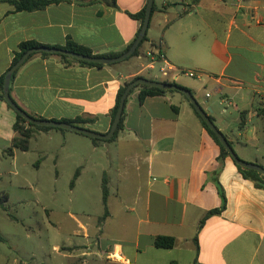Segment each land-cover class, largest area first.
<instances>
[{"label":"crops","instance_id":"0c3cea01","mask_svg":"<svg viewBox=\"0 0 264 264\" xmlns=\"http://www.w3.org/2000/svg\"><path fill=\"white\" fill-rule=\"evenodd\" d=\"M89 1L18 12L0 0V78L24 42L64 47L71 40L94 55H107L135 41L142 24L130 15L140 13L148 0H116V9ZM155 4L148 41L138 56L92 67L58 55L33 54L13 75L12 99L34 118L84 119L86 123L77 126L106 134L124 83L136 76L153 80L163 66L147 67V53L158 50L176 72L199 74L193 79L176 73L172 82L193 93L239 158L264 167V0ZM138 93L128 97L124 126L114 141L95 143L70 131L35 130L29 150L13 148L12 153L8 150L17 135V114L0 100V178L18 176L19 152L26 156L40 140V153L52 160L57 177L63 160H72L79 170L70 187L74 193L91 191V175L99 178L101 190L106 179L109 214L97 236L112 242L99 250L111 264H264V189L245 179L231 157L216 174L221 148L183 95L168 93L140 103ZM242 113L247 121L243 130ZM218 184L225 192L226 209L207 218L199 230L206 213L222 205ZM82 228L89 239V228ZM158 236L175 238V248L157 249Z\"/></svg>","mask_w":264,"mask_h":264},{"label":"rangeland","instance_id":"374dc122","mask_svg":"<svg viewBox=\"0 0 264 264\" xmlns=\"http://www.w3.org/2000/svg\"><path fill=\"white\" fill-rule=\"evenodd\" d=\"M52 144L56 148L58 140ZM43 146L39 140L26 156L19 152V175L0 178V264H111L99 251L112 244L97 236L105 213L99 178L91 175L87 195L74 193L73 161H61L57 177L52 160L40 153ZM82 224L89 228V239Z\"/></svg>","mask_w":264,"mask_h":264},{"label":"trees","instance_id":"16d2710c","mask_svg":"<svg viewBox=\"0 0 264 264\" xmlns=\"http://www.w3.org/2000/svg\"><path fill=\"white\" fill-rule=\"evenodd\" d=\"M69 1L70 0H6V2L11 4L12 6H14L15 10L18 11V12L40 11V10L46 9L50 5L59 4L61 2H69ZM95 2L105 3L107 6H109L111 8H114V9L118 8L117 4H116V0H90L89 1V3H95ZM198 2H199V0H194L195 4L198 3ZM145 11H146V8H144L140 13L135 14V15H130V16L133 19H136V20L140 21L141 24H143L144 19H145ZM155 11H156V4H154L153 11H152V16H153ZM147 41H148V34L145 36V38L141 42L138 50L135 52V54L132 57H135V56L139 55L141 47ZM131 45H129L122 52L111 53V54H107V55H94L93 52L90 49H88V48H86L84 46H80V45L72 42L71 40H69L64 47H56V48L64 49V50L71 51V52H76V53L83 54V55H86V56L118 57V56L122 55L123 53H125L126 51H128L130 49ZM42 46H44V45H41L40 43H37L35 41H28V42L21 43L19 45L18 51L15 52L14 59H13L11 67L15 63H17L18 60L23 56V54L26 53L28 50H30L32 48L42 47ZM153 46L154 45H152V47ZM41 54L44 55V56H51L52 55V54H48V53H41ZM58 56L62 60L66 61V62H72L73 61V62H78V63L83 64V65L92 66V67H102L103 66L101 64H93V63H88V62H84V61L75 60V59L66 57L64 55H58ZM129 59H127V60H129ZM138 78H145V77L136 76L133 80L138 79ZM4 80H5V76L0 78V100L6 102L5 99H4V96H3ZM133 80L125 82L124 85L120 88V90L118 92V95H117L116 106H115V108L112 111V122H113V120L115 118V115L117 113L121 97H122L123 93L125 92L126 87ZM162 82L172 83V84L177 85L175 82H170V81H167V80H162ZM179 87H181V86H179ZM181 88H184V87H181ZM136 90L139 91L138 99H139L140 103H143L149 97L163 96V95H166L168 93H180L178 91H165V90L158 89V88H150V87H146V86H137L131 91L130 95H132ZM180 94L183 95L182 93H180ZM185 99H187V98L185 97ZM126 103H127V101H126ZM191 107L193 108L196 116L200 119L201 123L207 129V131L209 132L211 137L215 140V142L221 148V154H220V156L218 158L220 166H219V169L216 172V174L218 175L220 173L222 167H223L224 159L227 158V157H230V155L226 151V149L223 147V145L221 144V142L219 141V139L217 138L215 133L208 127L206 122L202 119V117L196 111V109L194 108V106L192 104H191ZM9 108H11V107L9 106ZM261 115H264V108L261 110ZM210 118H211V120L214 121V118L212 116H210ZM42 120H44V119H42ZM124 120H125V109H124V112H123V116H122L121 122L119 124V128H118L117 132L115 133V135L112 137V139L108 140L109 142L116 140V138L118 137L119 132L123 129ZM64 122L77 126V125L86 123V120L77 119L75 121H64ZM246 125H247V121H246L245 113H242L241 114V123H240L239 127H240L241 130H243L246 127ZM53 129H56V130H59V131H62V132H66V130H63V129L52 128V127H39V126L32 125V124L28 123L20 115L17 114V121H16V123L14 125V131L16 132L17 135H16V137H15V139L13 141V147L10 148L8 150V152L12 153L13 152V148H16V149H18V150H20L22 152L28 151L29 148H30V142H31V139L33 138L35 130L49 131V130H53ZM225 137L228 139V137L226 135H225ZM92 140L95 143L99 142V141H104V140H99V139H92ZM228 141L233 147V143L229 139H228ZM236 166H237L239 172L242 174V176L245 179L253 182L256 188L264 189V176L262 174H260V173H258L256 171H253V170L244 169V168H242V167H240L238 165H236ZM78 175H79V170L77 171V173L74 176V179L71 182V187L74 186L75 180L77 179ZM217 187H218L219 195L221 196V199H222V205H221V207H219L217 209H214V210H211V211L206 213L205 217L202 219V221H201V223L199 225V230L202 228V226H203V224H204V222H205V220L207 218H209L211 216L221 215L223 213V211L226 209L227 200H226L224 189L222 188V186L220 184H218ZM102 193H103V205H104V208H105V213L102 216L101 221L104 222V220H106V218L108 217V214H109V212H108L109 189H108V186H107L106 179H104V181H103ZM7 200H8V198L5 197V201H7ZM2 206L4 207V204H2ZM194 242H195V244H196V246L198 248V238L197 237H195ZM154 246L157 249L171 250V249L175 248V246H176V239L173 238V237L158 236L154 240Z\"/></svg>","mask_w":264,"mask_h":264},{"label":"water","instance_id":"95a60500","mask_svg":"<svg viewBox=\"0 0 264 264\" xmlns=\"http://www.w3.org/2000/svg\"><path fill=\"white\" fill-rule=\"evenodd\" d=\"M155 4V0H148L146 11H145V19L142 24L141 30L135 39V41L132 43L130 49L123 53L122 55L118 57H96V56H86L83 54H79L76 52L67 51L64 49H59L56 47H37L32 48L28 50L26 53L23 54V56L18 60L17 63H15L6 73L5 80H4V86H3V96L6 101V103L22 118H24L28 123L39 126V127H52V128H58L63 129L66 131H70L73 133L81 134L86 137H89L91 139H99V140H105L108 141L112 139V137L115 135L119 128V124L121 122L123 112L125 109L126 101L131 93V91L137 87V86H146L150 88H158L165 91H178L182 93L189 102L194 106L196 111L200 114L202 119L206 122L208 127L215 133L223 147L226 149V151L229 153L230 157L233 159L234 163L244 169L253 170L256 171L264 176V167L249 163L247 161L242 160L238 157L236 152L234 151L232 145L229 143L228 139L225 137V135L217 128L214 121L211 120L210 115L205 111L200 103L197 101V99L194 97L193 93L185 88H181L178 85L172 84V83H165L162 81L147 79V78H138L133 80L128 84V86L125 89V92L123 93L119 107L117 110V113L115 115V118L112 122L111 128L106 134L97 133L94 131H91L89 129L72 125L65 122L60 121H50V120H42L37 119L34 117H31L29 114H27L23 109H21L12 99L11 93H10V85L13 78L14 73L33 55L36 53H48L52 55H64L66 57L84 61L88 63L93 64H101V65H112L116 63H120L123 61H126L127 59L131 58L135 52L138 50L141 42L144 40L145 36L148 33L151 18H152V11ZM211 112V109H209Z\"/></svg>","mask_w":264,"mask_h":264},{"label":"built area","instance_id":"2783aa9c","mask_svg":"<svg viewBox=\"0 0 264 264\" xmlns=\"http://www.w3.org/2000/svg\"><path fill=\"white\" fill-rule=\"evenodd\" d=\"M147 57L149 60L147 67L150 70H155L157 63H163V66L157 69V74L154 80L161 81L160 78H162L163 80L172 82V78L176 73L178 75H186L190 78H199V74L195 71L178 70V72H176L175 70H177V68L166 59L164 53L161 51L153 49L147 53ZM209 96L210 95L208 94L207 97Z\"/></svg>","mask_w":264,"mask_h":264}]
</instances>
